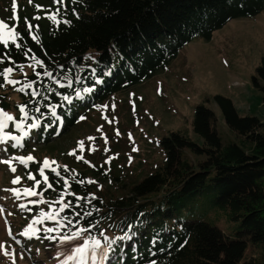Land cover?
<instances>
[{
	"label": "trees",
	"instance_id": "obj_1",
	"mask_svg": "<svg viewBox=\"0 0 264 264\" xmlns=\"http://www.w3.org/2000/svg\"><path fill=\"white\" fill-rule=\"evenodd\" d=\"M24 7L15 26L20 48L0 44V106L16 95L25 127L13 129L15 119L3 131L23 132L27 150L62 139L110 97L165 71L191 42H209L229 22L258 16L264 0H40ZM253 81L264 92V58ZM213 101L238 139L223 141L216 113L197 105V138L180 130L163 137L162 164L129 196L107 201L89 174L61 165L45 171L47 181L36 177L47 197L71 205L60 224L86 229L81 236L108 249V260L96 254L86 264H264V121L241 117L224 96ZM219 212L226 230L213 221ZM250 246L260 249L259 261L246 263Z\"/></svg>",
	"mask_w": 264,
	"mask_h": 264
},
{
	"label": "rangeland",
	"instance_id": "obj_2",
	"mask_svg": "<svg viewBox=\"0 0 264 264\" xmlns=\"http://www.w3.org/2000/svg\"><path fill=\"white\" fill-rule=\"evenodd\" d=\"M39 2L0 0V19L15 27L14 17L24 6ZM263 58L264 11L254 18L229 22L209 42L202 39L191 42L165 71L110 97L62 139L54 137L49 147L22 150L20 141L15 144L4 138L3 134L8 133L11 138L12 133L0 131V138L3 137L0 143V264H14V261L15 264H86L93 254L94 243L85 236L74 242L63 241L64 235L75 233L63 227L58 219L59 209L64 207L63 198L47 197L36 177L44 178L46 170L61 165L89 174V182L107 201L129 196L135 184L162 164L164 155L159 142L163 137L180 130L197 138L192 132V120L200 104L216 113V129L223 141L238 139L213 99L216 95L224 96L232 101L241 117L255 116L264 121V92L253 81ZM10 80L15 81L16 77ZM9 96L6 111L17 124L23 125L21 130L25 122H20L21 111L14 106L18 99L14 94ZM13 129L17 127L13 125ZM28 156L33 160L27 161ZM187 156L194 164L199 160L189 152ZM20 158L26 163L21 164ZM5 160L12 163L5 164ZM45 160L49 161L48 168L44 167ZM13 167L16 172L12 171ZM98 169L104 173L103 177L94 176ZM17 179L19 183H13ZM25 189L37 195L29 196ZM52 215L59 223L47 219ZM212 217L223 230L229 227L223 213H214ZM49 227L55 231L48 233ZM76 247L88 251L81 257L74 252ZM5 250L9 253L7 256ZM260 253L259 248L250 246L246 263L259 261ZM70 254L76 255V260H70Z\"/></svg>",
	"mask_w": 264,
	"mask_h": 264
},
{
	"label": "snow or ice",
	"instance_id": "obj_3",
	"mask_svg": "<svg viewBox=\"0 0 264 264\" xmlns=\"http://www.w3.org/2000/svg\"><path fill=\"white\" fill-rule=\"evenodd\" d=\"M31 2V0H30ZM57 4H60L63 2V0H56ZM15 6V5H14ZM51 19H55V16H52L50 17ZM15 20L19 21L21 18L20 16H15L14 17ZM35 19H40V17H35ZM33 28V25L31 24H27V29L28 30H32ZM18 37V32H17V29L15 27H10L8 23H6L4 20L0 19V44L4 45V46H8L9 45V42L11 41L13 45H15V47L17 48H20V45L19 44H16V39ZM33 39H35V36L33 37ZM41 61H37V64H40ZM13 71L12 68H7L6 69V72L7 73H11ZM49 75H51V73H49ZM9 84H14L15 81L13 80H9L8 81ZM65 100L68 99L67 96L64 97ZM20 111H24L23 108L20 109ZM25 118H27V113L25 112ZM81 119H83V117H81ZM13 120V116L12 115H9L7 111H5L4 109L0 108V131H3L4 129L8 128V121H12ZM23 125L22 124H16V127L17 128H21ZM17 138L15 136L12 137V140H16ZM33 160V157L32 156H28L27 157V161H32ZM3 163L5 164H11L12 161L10 160H5L3 161ZM20 163L21 164H25L26 161L24 158H20ZM44 167L45 168H48L49 167V161L48 160H45L44 162ZM52 164H55L56 162L55 161H52L51 162ZM12 171L13 172H16L17 169L15 167L12 168ZM52 171H56L55 168L52 169ZM31 179H35L34 176L30 177ZM48 177H45V181H47ZM13 183H19V180H14ZM48 187L51 188L52 185L51 184H48ZM25 192L27 195L29 196H36L37 193L35 191H32L31 189H25ZM61 203H63V201H61ZM71 205L70 204H65L63 208L59 209L60 212H63L66 208H70ZM55 212V210H54ZM77 215H79V213H77ZM47 219L49 220H55L57 223H59V221L56 219V216L55 215H52V216H47ZM69 223H71V221H69ZM55 230L51 227H49L47 229V232L48 233H52L54 232ZM86 232V229H81L80 231L78 232H75L73 233L72 235H64L62 237L63 241H76L77 238H79L81 236L82 233ZM24 235H27V233H24ZM51 239V237H49ZM102 248V245H101V241L100 240H95L94 244H93V247H92V252H93V255L91 256V259L92 260H96L97 259V256H96V253L99 251V257L101 260H108L109 259V253H108V249H103L102 251H100ZM86 251H88L86 248L84 247H76L74 249V252L76 254H80L81 257H82V254L85 253ZM9 253L7 252V250H5L4 252V255H8ZM70 260H76L77 256L76 255H69L68 257ZM14 264H15V261H14ZM153 264H155V262H153Z\"/></svg>",
	"mask_w": 264,
	"mask_h": 264
},
{
	"label": "water",
	"instance_id": "obj_4",
	"mask_svg": "<svg viewBox=\"0 0 264 264\" xmlns=\"http://www.w3.org/2000/svg\"><path fill=\"white\" fill-rule=\"evenodd\" d=\"M8 103H6V102H3L2 104H1V107L0 108H2V109H4L5 111L8 109V105H7Z\"/></svg>",
	"mask_w": 264,
	"mask_h": 264
}]
</instances>
